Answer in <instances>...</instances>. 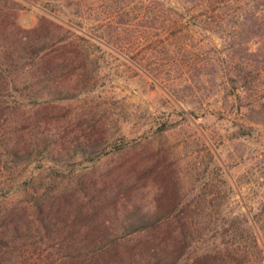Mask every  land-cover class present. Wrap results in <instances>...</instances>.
<instances>
[{"label": "rangeland", "instance_id": "1", "mask_svg": "<svg viewBox=\"0 0 264 264\" xmlns=\"http://www.w3.org/2000/svg\"><path fill=\"white\" fill-rule=\"evenodd\" d=\"M235 21L211 0H0V62L35 57L4 70L0 215L115 195L153 210L176 188L194 252L248 246L264 216V43H239Z\"/></svg>", "mask_w": 264, "mask_h": 264}, {"label": "trees", "instance_id": "2", "mask_svg": "<svg viewBox=\"0 0 264 264\" xmlns=\"http://www.w3.org/2000/svg\"><path fill=\"white\" fill-rule=\"evenodd\" d=\"M211 1L219 3V10L236 16L232 37L239 43H264V0ZM17 34L20 46L16 49L39 52L29 36ZM12 53L5 67L0 62L1 111L9 102L7 67L28 69L35 63L34 56L33 61L19 60ZM237 74L238 87L246 89V73ZM5 120L2 112L0 121ZM7 148L17 155L23 151L18 141ZM165 179L170 181L168 175ZM177 190H173L172 200L159 202L153 210L141 202H118L117 195L97 198L87 207L75 202H35L9 208L0 215V264H264V216L255 213L252 217V226L262 231L263 244L254 228L248 246L238 243L225 250L194 252V208L175 197ZM165 223L173 227L157 233ZM137 236L143 238L134 241Z\"/></svg>", "mask_w": 264, "mask_h": 264}]
</instances>
